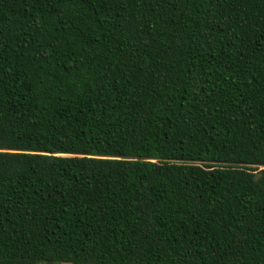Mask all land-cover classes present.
<instances>
[{
    "label": "trees",
    "instance_id": "16d2710c",
    "mask_svg": "<svg viewBox=\"0 0 264 264\" xmlns=\"http://www.w3.org/2000/svg\"><path fill=\"white\" fill-rule=\"evenodd\" d=\"M264 264V0H0V264Z\"/></svg>",
    "mask_w": 264,
    "mask_h": 264
},
{
    "label": "rangeland",
    "instance_id": "374dc122",
    "mask_svg": "<svg viewBox=\"0 0 264 264\" xmlns=\"http://www.w3.org/2000/svg\"><path fill=\"white\" fill-rule=\"evenodd\" d=\"M40 264H46V263H40ZM58 264H70V263H67V262H60Z\"/></svg>",
    "mask_w": 264,
    "mask_h": 264
}]
</instances>
